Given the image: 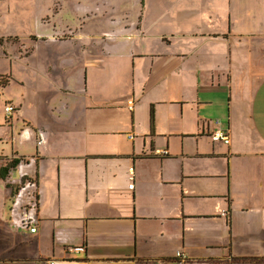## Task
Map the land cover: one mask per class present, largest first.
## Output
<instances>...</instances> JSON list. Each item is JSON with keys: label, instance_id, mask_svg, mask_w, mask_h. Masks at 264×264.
I'll return each instance as SVG.
<instances>
[{"label": "crops", "instance_id": "crops-1", "mask_svg": "<svg viewBox=\"0 0 264 264\" xmlns=\"http://www.w3.org/2000/svg\"><path fill=\"white\" fill-rule=\"evenodd\" d=\"M254 1L243 29L247 17L203 8V46L185 45L196 31L149 33L143 18L132 38L106 46H23L26 79L0 71L11 77L4 108L16 107L0 122L12 142L0 170L35 157L36 230L12 221L15 167L0 176V264H264V108L253 112L247 95L264 54V0ZM232 93L241 122L226 106ZM218 113L230 142L215 149L207 116Z\"/></svg>", "mask_w": 264, "mask_h": 264}, {"label": "rangeland", "instance_id": "rangeland-1", "mask_svg": "<svg viewBox=\"0 0 264 264\" xmlns=\"http://www.w3.org/2000/svg\"><path fill=\"white\" fill-rule=\"evenodd\" d=\"M0 0V71L4 72L14 69V74L26 79V67L24 61H21L20 54H24L23 46H43L44 43L50 44L48 51L55 53L68 52L65 46H106L101 45L106 42L120 41L124 37L131 36V32L137 31L140 27L142 18L143 26L149 33L157 31L178 29L186 31H196L195 38L191 42H185L186 46H203L201 37L202 32H207L205 7L212 9L213 15L225 19L226 14L223 8L227 7L231 13L240 14L248 19L242 20V29L249 28L252 24L250 13L256 8V3L252 0H146L144 11L140 9V0ZM55 2V4H52ZM143 5V3H142ZM260 5V4H259ZM262 5V4H261ZM8 6L10 8L8 9ZM80 7L77 12L76 8ZM73 7V9H72ZM72 9V10H71ZM262 10H264L262 6ZM262 10L259 9V17L263 16ZM144 12V17H143ZM52 14V15H51ZM42 21L48 23L51 32L43 33L36 19L40 16ZM47 15V16H46ZM51 15V16H50ZM223 24V21H222ZM117 25V27H115ZM115 27V28H114ZM245 37V36H243ZM132 38V36H131ZM257 46H264L263 41H257ZM134 45H139L134 42ZM53 46H62L55 48ZM120 46H122L120 44ZM36 57V55H35ZM24 59V57H22ZM262 62L256 72L249 78L248 98L252 111L264 108V92L261 91L260 82L264 80V54L259 56ZM23 62V63H22ZM3 75V74H0ZM0 79V122L3 121L4 101L8 96L10 86L7 89V96L1 93L3 86L10 81L9 74H4ZM244 76V73L241 74ZM7 82H6V81ZM5 81V84L3 82ZM224 93L223 95H225ZM222 95V96H223ZM221 96V97H222ZM221 107L224 109V98L222 97ZM223 100V102H222ZM229 105L231 116L235 122H241L244 119L240 100L237 101L232 93V99H226V106ZM16 109V107H15ZM14 111V110H13ZM12 111V112H13ZM6 112V111H5ZM7 113V116L12 115ZM7 118V120L10 119ZM214 120V128L218 125V119L224 120L222 114L211 116ZM5 135V130L0 129V136ZM10 137L11 134L9 133ZM205 140L210 147V138ZM215 149L217 145L225 146L223 142H214ZM18 142L15 143L17 145ZM11 139L2 141L0 139V153L11 154ZM23 148H25L23 146ZM179 146L173 148L179 150ZM27 151L29 146L25 148ZM18 170L14 169L12 176L17 177ZM24 179L19 183L12 184L13 192L9 197L10 203H13L19 189L22 187ZM12 207V205H11ZM11 210V209H10Z\"/></svg>", "mask_w": 264, "mask_h": 264}, {"label": "built area", "instance_id": "built-area-1", "mask_svg": "<svg viewBox=\"0 0 264 264\" xmlns=\"http://www.w3.org/2000/svg\"><path fill=\"white\" fill-rule=\"evenodd\" d=\"M13 110H15V107L13 105L8 104L5 106V111L7 113H11ZM216 123L218 126L214 128L210 133L212 141H219L228 144L230 142L229 127L226 125L224 120L221 119H218ZM129 137L132 138L133 135L130 134ZM42 142L43 138L40 135V137L37 139V144L40 145ZM19 158L20 161L16 167L18 168V171L20 173L19 181H22L24 179V182L22 187L19 189L17 197L12 203L10 214L13 223L18 228L35 231V212L38 206L37 183L35 182V180H32V178H30V171L28 170V167L35 163V157L31 156L27 158L28 160L26 158ZM130 187H132V184L130 185ZM66 249L84 251L85 247L83 245L67 246ZM176 255L182 257V261L186 260V256L182 252L178 251ZM49 264H55V260H51Z\"/></svg>", "mask_w": 264, "mask_h": 264}, {"label": "trees", "instance_id": "trees-1", "mask_svg": "<svg viewBox=\"0 0 264 264\" xmlns=\"http://www.w3.org/2000/svg\"><path fill=\"white\" fill-rule=\"evenodd\" d=\"M5 81L3 82V84H5ZM21 158L24 159V156L21 157ZM19 161H20V158L19 157H15V158L11 159L3 168H1V170H0V176L1 177H5L9 173V171L11 169H13V168H15L17 166V164L19 163Z\"/></svg>", "mask_w": 264, "mask_h": 264}]
</instances>
